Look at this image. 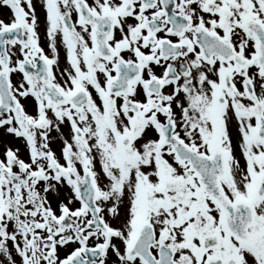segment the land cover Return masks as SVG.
<instances>
[{"label":"snow or ice","instance_id":"6c2138e0","mask_svg":"<svg viewBox=\"0 0 264 264\" xmlns=\"http://www.w3.org/2000/svg\"><path fill=\"white\" fill-rule=\"evenodd\" d=\"M0 264H264V0H0Z\"/></svg>","mask_w":264,"mask_h":264}]
</instances>
